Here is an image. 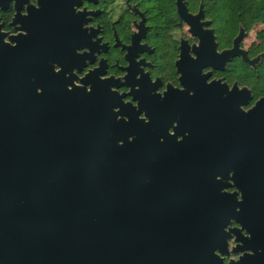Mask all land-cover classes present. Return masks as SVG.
Instances as JSON below:
<instances>
[{
  "label": "flooded vegetation",
  "instance_id": "af4514ba",
  "mask_svg": "<svg viewBox=\"0 0 264 264\" xmlns=\"http://www.w3.org/2000/svg\"><path fill=\"white\" fill-rule=\"evenodd\" d=\"M213 9L209 18L202 0H0V56L9 73H57L90 120L132 128L123 134L153 161L165 154L170 180L200 187V215L228 209L226 243L209 246L219 264H264V51L248 50L221 3Z\"/></svg>",
  "mask_w": 264,
  "mask_h": 264
},
{
  "label": "water",
  "instance_id": "95a60500",
  "mask_svg": "<svg viewBox=\"0 0 264 264\" xmlns=\"http://www.w3.org/2000/svg\"><path fill=\"white\" fill-rule=\"evenodd\" d=\"M43 76L0 56V264H219L209 246L226 243L228 209L200 215V187L170 180L165 154L153 161L132 128L90 120Z\"/></svg>",
  "mask_w": 264,
  "mask_h": 264
},
{
  "label": "rangeland",
  "instance_id": "374dc122",
  "mask_svg": "<svg viewBox=\"0 0 264 264\" xmlns=\"http://www.w3.org/2000/svg\"><path fill=\"white\" fill-rule=\"evenodd\" d=\"M261 1L262 0H202L209 18H212L214 15L213 8H215L218 3H221V10L223 14H225V17H222L225 19L230 18L236 24V31L239 28H244L245 32L248 33V50L252 52H261L264 47V41L261 37V32L264 30V21L250 22L254 10ZM230 2L232 6H230ZM262 71L263 73L261 74L264 75V66ZM259 82L264 83V76L261 77Z\"/></svg>",
  "mask_w": 264,
  "mask_h": 264
},
{
  "label": "trees",
  "instance_id": "16d2710c",
  "mask_svg": "<svg viewBox=\"0 0 264 264\" xmlns=\"http://www.w3.org/2000/svg\"><path fill=\"white\" fill-rule=\"evenodd\" d=\"M259 21H264V0H262L259 5L256 7V9L254 10L253 16L250 20V22L254 23V22H259ZM261 37L262 40L264 41V30L261 32ZM263 51H264V47H263Z\"/></svg>",
  "mask_w": 264,
  "mask_h": 264
}]
</instances>
